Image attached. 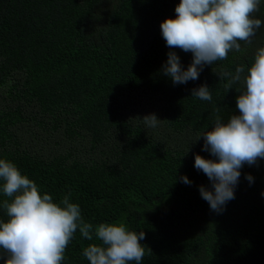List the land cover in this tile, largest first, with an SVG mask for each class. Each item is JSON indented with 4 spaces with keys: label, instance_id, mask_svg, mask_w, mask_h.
Listing matches in <instances>:
<instances>
[{
    "label": "trees",
    "instance_id": "obj_1",
    "mask_svg": "<svg viewBox=\"0 0 264 264\" xmlns=\"http://www.w3.org/2000/svg\"><path fill=\"white\" fill-rule=\"evenodd\" d=\"M179 3L0 0V159L55 202L68 196L85 222L143 231L140 264H264V159L243 165L235 198L219 213L201 197L211 182L194 167L197 154L215 159L198 137L217 115L239 114L243 77L264 47V0L251 44L239 41L240 51L205 65L197 80L173 84L162 73L167 53L184 69L193 58L161 34ZM238 66L245 72L228 89L220 73ZM203 84L211 101L191 96ZM153 113L161 121L146 127L142 118ZM5 199L0 191L7 222ZM92 242L77 230L61 264H89L83 249Z\"/></svg>",
    "mask_w": 264,
    "mask_h": 264
},
{
    "label": "clouds",
    "instance_id": "obj_2",
    "mask_svg": "<svg viewBox=\"0 0 264 264\" xmlns=\"http://www.w3.org/2000/svg\"><path fill=\"white\" fill-rule=\"evenodd\" d=\"M261 0H180L176 18L165 19L160 27L166 45L192 53V62L184 69L174 51L167 53L162 66L163 75L173 84L197 80L205 65L227 59L230 51H240L243 41L251 38L261 27L262 21L254 18ZM244 66L235 74L224 71L228 89L241 80ZM244 91L236 99L239 114L226 121L216 116L214 126L201 134L202 151L215 159L195 155L194 167L202 170L211 182V189L199 187L201 197L210 209L219 213L226 203L235 198V187L244 164H256L264 159V47L256 50L254 62L243 77ZM211 101L207 84L192 90V95ZM218 111V110H217ZM146 127L155 128L160 119L153 114L142 118ZM196 140V141H197ZM251 183L253 177L246 174ZM191 184L187 176L181 177ZM0 191L5 199L7 222L0 220V260L4 264H61L65 250L79 230L89 243L83 255L89 264H140L145 256L141 244L145 233L129 230L124 222H85L80 206L70 202L68 196L55 202L52 195L42 192L40 186L22 174L15 163L0 159ZM264 195V193H262Z\"/></svg>",
    "mask_w": 264,
    "mask_h": 264
}]
</instances>
